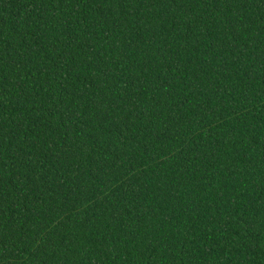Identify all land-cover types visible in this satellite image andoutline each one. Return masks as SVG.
Listing matches in <instances>:
<instances>
[{"label":"trees","instance_id":"trees-1","mask_svg":"<svg viewBox=\"0 0 264 264\" xmlns=\"http://www.w3.org/2000/svg\"><path fill=\"white\" fill-rule=\"evenodd\" d=\"M0 264H264V0H0Z\"/></svg>","mask_w":264,"mask_h":264}]
</instances>
